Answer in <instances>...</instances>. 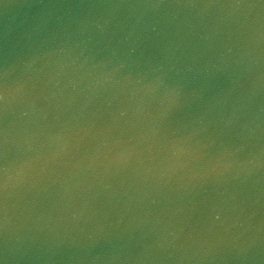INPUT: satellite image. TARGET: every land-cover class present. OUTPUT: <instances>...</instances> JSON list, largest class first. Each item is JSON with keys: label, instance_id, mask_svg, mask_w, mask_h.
Here are the masks:
<instances>
[{"label": "water", "instance_id": "obj_1", "mask_svg": "<svg viewBox=\"0 0 264 264\" xmlns=\"http://www.w3.org/2000/svg\"><path fill=\"white\" fill-rule=\"evenodd\" d=\"M0 264H264V0H0Z\"/></svg>", "mask_w": 264, "mask_h": 264}]
</instances>
